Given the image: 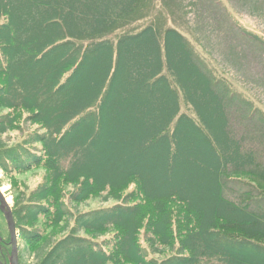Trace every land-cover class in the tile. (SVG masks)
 Wrapping results in <instances>:
<instances>
[{
	"label": "trees",
	"instance_id": "1",
	"mask_svg": "<svg viewBox=\"0 0 264 264\" xmlns=\"http://www.w3.org/2000/svg\"><path fill=\"white\" fill-rule=\"evenodd\" d=\"M236 1L264 16L260 0ZM146 2L0 0V170L48 175L15 199L21 238L37 245L36 264H264V106L220 78L177 26L211 57L224 41L222 60L235 65L247 48L264 63V38L207 4L186 11V25L111 40ZM21 125L38 130L9 148L3 137ZM230 183L248 191L231 195ZM133 184L138 197L125 195ZM68 195L118 204L74 216ZM42 219L65 236L43 237ZM143 230L151 253L178 244L175 255L149 259Z\"/></svg>",
	"mask_w": 264,
	"mask_h": 264
},
{
	"label": "rangeland",
	"instance_id": "2",
	"mask_svg": "<svg viewBox=\"0 0 264 264\" xmlns=\"http://www.w3.org/2000/svg\"><path fill=\"white\" fill-rule=\"evenodd\" d=\"M196 0H151V3L145 4L142 12L137 16V19L134 20L131 26L126 27L122 29L121 31L117 32L116 34L110 36L109 38L113 41H116L118 37L124 35V34H135L140 32L141 30L145 29L150 24H158L162 23L163 26L166 25V28H170L175 26L176 23H178V19L181 20L182 24L186 25L185 21L188 22V20H193L194 14H185L186 11L192 10L191 12H194V8L192 7V4ZM197 9L195 12L200 10L203 12L207 8V4L209 6H212V8L217 11V17L220 20L224 21L222 15V8L219 4H224L229 9H231L233 12V17L235 20L239 23V25L242 26L245 30L250 31L253 34L259 35L264 38V16L259 17L253 14L251 9L249 7H246L240 3H237L236 0H197ZM218 4V5H216ZM260 4L264 5V0H260ZM181 6L184 8L181 9ZM222 6V5H221ZM250 9V10H249ZM185 19V21H184ZM227 25H232V20L229 18H225V21ZM219 26V22H216V26ZM185 27V26H184ZM177 28L187 37V39L191 42V44L194 46L195 51L207 62V64L213 68V70H217L219 73V77L226 79L229 81L235 89H237L240 92L247 93L250 96H255L258 98V101L261 102L264 106V63L260 62L258 57V53H254L252 49L247 48V53L249 56V60L243 62L240 60V64L235 65L232 61L229 63L226 61H223V50L226 48L224 41L220 43V48L218 49V53L216 56H209L197 43L194 39V35L190 30L186 28H180L177 26ZM229 30V28H227ZM227 29H222L221 33H226ZM219 30V29H218ZM245 40L241 39L240 37L237 38V42H241ZM247 43V42H246ZM240 52L242 51L239 48ZM215 59H214V58ZM220 61V62H218ZM242 65L245 67L244 70H242ZM253 94V95H252ZM183 112H187L186 109L183 110ZM8 112H4L2 114H7ZM190 114V113H189ZM26 118V115L23 114L22 120ZM21 129H17L15 131H11L8 134H6L3 137V140L7 144L9 148L15 147L18 144L22 143L23 140L26 139L27 135L29 133H32L36 130H38V126H23L21 125ZM239 131L245 132L246 128L243 126L238 127ZM258 145V144H257ZM48 175L45 171V169H36L34 171H29L27 173H24L22 175H16L13 176H7L2 170H0V188L2 194L5 196L9 206L14 209L15 207V199L19 194H27L29 195L32 191L37 189L39 186H42L43 184L47 183ZM229 187V193L231 194L234 191L236 193L239 192H247L248 188L235 183H230L228 185ZM69 192H72L73 189H69ZM135 193V196L138 197V189L135 184L131 185V187L128 189V191L125 193L130 194ZM124 195V196H125ZM232 195V194H231ZM133 203L135 204H142V200L138 201L137 199H133ZM64 203L66 205V208L69 212H71L74 216H78L79 214H88L95 211H100L103 209H110L114 206H116L118 203L111 200L107 204L103 203L102 199H94L90 200L83 204H73L70 201V195H68ZM2 214V213H1ZM4 218V216H3ZM47 220L42 219L39 224V228L41 230V233L43 234V237H50L55 239H60L65 235L60 234L62 230L55 229L54 227L48 225ZM180 223L175 222L174 223V234L177 233V229L179 228ZM74 226V221L70 223V228ZM0 236L3 238V241L7 243V249L10 253L12 252L11 246H10V235L8 226L6 223V220L2 219L0 215ZM177 234L175 235V240ZM7 237H9V241H7ZM150 237L149 233H147L145 230L142 231V235L140 236V244L142 247L148 252V258L154 259L158 261L159 263L173 257L176 253V250L178 249V244H176V248L174 250L171 249H164L163 254H153L151 253V250L148 247V244L146 242V239ZM106 238L100 239V243L103 242ZM18 246H19V264H36L34 255H33V248L37 245H28L22 238L21 233L18 229ZM163 248V247H159ZM5 251V249H4ZM3 253V252H2Z\"/></svg>",
	"mask_w": 264,
	"mask_h": 264
},
{
	"label": "water",
	"instance_id": "3",
	"mask_svg": "<svg viewBox=\"0 0 264 264\" xmlns=\"http://www.w3.org/2000/svg\"><path fill=\"white\" fill-rule=\"evenodd\" d=\"M0 210L4 214L7 226L10 232L11 239V257L10 264H19V246H18V231L16 222L14 219L12 208L8 205L5 196L2 194L0 190ZM0 264H4L0 261Z\"/></svg>",
	"mask_w": 264,
	"mask_h": 264
},
{
	"label": "flooded vegetation",
	"instance_id": "4",
	"mask_svg": "<svg viewBox=\"0 0 264 264\" xmlns=\"http://www.w3.org/2000/svg\"><path fill=\"white\" fill-rule=\"evenodd\" d=\"M4 248L7 249V243L6 242H3V247L1 246L0 247V259L3 260L4 262H8V258L2 253V252H5L4 251Z\"/></svg>",
	"mask_w": 264,
	"mask_h": 264
}]
</instances>
